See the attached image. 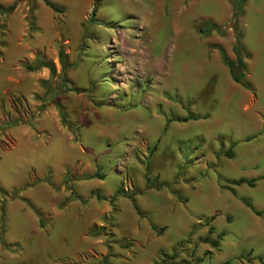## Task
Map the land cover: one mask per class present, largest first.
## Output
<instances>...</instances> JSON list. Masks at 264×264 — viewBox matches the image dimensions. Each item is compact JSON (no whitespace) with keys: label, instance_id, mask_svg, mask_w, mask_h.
<instances>
[{"label":"rangeland","instance_id":"374dc122","mask_svg":"<svg viewBox=\"0 0 264 264\" xmlns=\"http://www.w3.org/2000/svg\"><path fill=\"white\" fill-rule=\"evenodd\" d=\"M47 1L60 13L0 0L15 7L0 16V126L13 124L0 128V189L44 216L41 228L4 200L0 264H103L105 240L88 232L112 223L109 264H264V0H241L236 24L249 89L220 56L235 60L236 32L210 29L229 23L230 0ZM40 58L51 80L24 68ZM240 179L255 184H229ZM119 189L144 217L118 196L105 223L103 196Z\"/></svg>","mask_w":264,"mask_h":264},{"label":"trees","instance_id":"16d2710c","mask_svg":"<svg viewBox=\"0 0 264 264\" xmlns=\"http://www.w3.org/2000/svg\"><path fill=\"white\" fill-rule=\"evenodd\" d=\"M39 1H43L45 3V5L48 8H50L53 12L60 13V11L54 5L48 3L47 0H39ZM230 2L232 4V6L234 7V11L232 12L231 19H230L229 23L223 28L215 27L214 25H210V29L212 31H215L220 36H223L225 33V30H227L229 28H233V30L236 32V24H237L238 16L240 14L239 7L241 5V0H230ZM14 10H15V7L13 5L6 7V8L0 6V16H6V15L12 13ZM96 13H97V7H93L90 18H95ZM28 19H29V24H30L29 29L32 30L33 29L32 17L29 16ZM4 28H5L4 26H0V30H2V32H3ZM235 35H236L235 36V43L232 47V53L235 57V60L234 61L229 60L222 50L220 51L221 60H222L223 64L228 69V73H229V77H230L231 81L236 83V84L242 85L246 89H249V86L245 85L243 83V80H244L245 75H246L245 59L248 58L249 56L241 44V35L237 32ZM57 54H58L59 63H60L61 68H62V72H64L65 70H67V67H69V65L67 63V56L63 53L61 46L58 48ZM24 68L28 72H36V71H39L41 69H47L49 72V75H50V80L53 77H55V75H56V70H55L54 64L51 62L45 61L43 58L36 60L33 64H24ZM63 78H64V84H65V86H67L68 82H67L65 77H63ZM47 82H49V81H47ZM72 90H73L72 88L68 89V91H72ZM40 112H43V110H40ZM188 120H196V118L188 117L186 119H182L181 121L184 123ZM61 123L63 125L66 124V120L64 117H62ZM12 125L13 124L8 122V123H5L4 125H1L0 128H1V130H5L7 128H10ZM225 156L227 158H232V155L230 152H227L225 154ZM229 184L234 185V186H240V185L245 184L249 187H253L255 184V180L240 179L238 181H230ZM18 192H14L12 195H7V193L5 191L0 189V214H1L0 215V222L3 224L4 220H5V216H6V214H5V201L4 200H6V198H8V199L13 198V199H19V200L23 201L24 203H26L28 205V207H30L31 210L34 212L35 216L39 219V226L41 228H43L44 227V216H42L38 210H36L34 207H32L27 200L19 198ZM135 194H136L135 192H133V193L127 192L126 193V191H124L122 189L117 190V192L112 197H110L108 200V202L111 206V213L108 216L104 217L105 223H112L109 221H112L113 216L118 212L116 205H115V201H116L118 196H123L125 198H128L131 201V203L133 204V207H134L136 214L140 217H144L141 210L135 205ZM97 199L98 200L101 199L99 197V195H97ZM243 203L245 204L246 207L250 208V206L247 202L244 201ZM254 213L256 215H258L257 212H254ZM113 227H114L113 223L108 225V226H100V227L93 225V226H91V229L88 232V235L92 238H103L105 240V244L107 245V250L109 253L104 257V259L102 261L103 264H109V260L112 257H114V255H112V252H111L112 248L115 246H118V247L120 246L121 241L116 237L115 233L113 232ZM151 229L154 230L155 229L154 226H151ZM212 233H213V229L211 228V229H209L208 234L211 235ZM219 236H221V235H219ZM204 243H209L214 248L218 247V243L216 241L208 242V238L205 239ZM128 248L129 247H126V248L122 247V249H128Z\"/></svg>","mask_w":264,"mask_h":264},{"label":"crops","instance_id":"0c3cea01","mask_svg":"<svg viewBox=\"0 0 264 264\" xmlns=\"http://www.w3.org/2000/svg\"><path fill=\"white\" fill-rule=\"evenodd\" d=\"M46 7H47V6H46ZM49 9H50V8H49ZM50 10H51V9H50ZM230 19H231V17H230ZM230 19H229V20H230ZM140 58L143 59V57H140ZM149 62H151V60H150ZM152 64H153V62L150 63V66H152ZM39 71L42 72V73H41L42 76H46V74H49V72H48L47 69H41V70H39ZM39 71L31 72V73H36V74H37V73H39ZM29 74H30V73H29ZM22 77H23V76L20 77V80H22ZM25 77H26V76H25ZM25 77H23V79H24ZM20 80H19V82H21ZM34 80H35V78H34ZM17 82H18V81H17ZM15 94H17V95H21V94H19V93H15ZM4 95H5V97H8L9 95H12V94L8 91V92H5ZM5 97H4V98H5ZM4 98H2L1 100H3ZM73 140H75V139H73ZM14 145H15V144H14ZM77 164H78V163H77ZM77 164H75L73 167L69 168V169L67 170V172H69V171H74V170H72V168H74ZM67 172H66V173H67ZM80 172H81V171H79L78 173L75 172V174H80ZM81 179H82V180H90V179H94V178H91L90 176H87V175H86L85 177H83V178H81ZM96 179H97V178H96ZM48 185L51 186V187L53 188V185H52V184H49V183H48ZM67 186H68V188H69V187H70V184H67ZM61 192H62V191H61ZM97 193L99 194L100 192H98V191H97V192H92L91 195H95V194L97 195ZM73 194H74V191L71 189L70 192H69V195L73 196ZM79 196H80V195H79ZM80 197H82V196H80ZM86 197H88V196H86ZM110 197H112V196H103V198H104L105 201H108ZM122 197H123V196H122ZM24 199H25V198H24ZM25 200H27V199H25ZM61 200H62V199H61ZM61 200H60V201H61ZM27 201L29 202V200H27ZM130 202H131V201H130ZM64 204H65V202H64V200H62V202H60L59 206H60V207H63ZM131 204H132V203H131ZM135 205H136V201H135ZM132 206H133V204H132ZM136 206H137V205H136ZM137 207H138V206H137ZM138 208H139V207H138ZM110 213H111V211H109V212L103 214V219H104L105 216H108ZM117 213H118V212H117Z\"/></svg>","mask_w":264,"mask_h":264}]
</instances>
